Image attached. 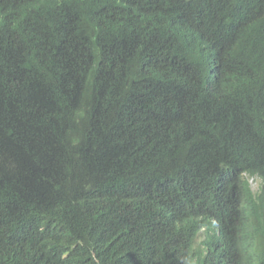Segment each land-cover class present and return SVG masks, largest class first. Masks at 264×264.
I'll return each instance as SVG.
<instances>
[{
    "label": "trees",
    "instance_id": "obj_1",
    "mask_svg": "<svg viewBox=\"0 0 264 264\" xmlns=\"http://www.w3.org/2000/svg\"><path fill=\"white\" fill-rule=\"evenodd\" d=\"M0 264H264V0H0Z\"/></svg>",
    "mask_w": 264,
    "mask_h": 264
},
{
    "label": "rangeland",
    "instance_id": "obj_2",
    "mask_svg": "<svg viewBox=\"0 0 264 264\" xmlns=\"http://www.w3.org/2000/svg\"><path fill=\"white\" fill-rule=\"evenodd\" d=\"M249 182L251 184L252 189L256 191L260 185V179L259 178H249Z\"/></svg>",
    "mask_w": 264,
    "mask_h": 264
},
{
    "label": "bare ground",
    "instance_id": "obj_3",
    "mask_svg": "<svg viewBox=\"0 0 264 264\" xmlns=\"http://www.w3.org/2000/svg\"><path fill=\"white\" fill-rule=\"evenodd\" d=\"M133 58V57H132ZM177 62V61H176ZM134 63V62H133ZM103 66V65H102ZM188 68V67H187ZM154 77V76H153ZM162 77V76H161ZM144 79V78H143ZM141 86V85H140ZM193 87V86H192ZM128 91V90H127ZM97 93V92H96ZM87 98V97H86ZM143 103V102H142ZM125 108V107H124ZM180 110V109H179ZM158 112V111H157ZM169 123V122H168ZM121 124V123H120ZM176 124V123H175ZM103 125V124H102ZM174 140V139H173ZM121 141V140H120ZM140 154V153H139ZM138 157V156H137ZM145 157V156H144ZM120 183V182H119ZM127 187V186H126ZM119 188V187H118ZM123 201V200H122ZM133 202V201H132ZM130 211V210H129Z\"/></svg>",
    "mask_w": 264,
    "mask_h": 264
}]
</instances>
